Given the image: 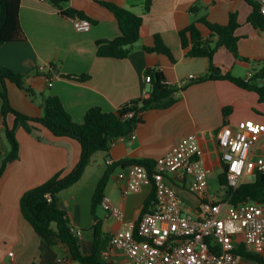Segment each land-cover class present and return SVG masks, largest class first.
<instances>
[{
	"label": "crops",
	"instance_id": "1",
	"mask_svg": "<svg viewBox=\"0 0 264 264\" xmlns=\"http://www.w3.org/2000/svg\"><path fill=\"white\" fill-rule=\"evenodd\" d=\"M101 1L118 4L143 16L140 38L126 58L98 55L99 40L114 39L121 34L118 19ZM197 1L201 6L192 11L191 7ZM145 2L59 0L56 4L53 0H21L20 20L27 38L9 41L0 47V66L25 74L26 83L37 95L29 96L7 79L10 103L28 116L41 117L44 115L43 96L58 95L73 119L81 122L93 106L117 111L130 101L147 96L150 90L148 69L161 70L171 84L181 88L176 93L178 100L167 108L145 110L135 137L118 139L108 154L102 152L106 164L108 160L112 163L125 159L155 161L171 152L183 138L195 134L204 149L203 161L209 170V180L216 174L219 177L223 165L218 132L223 126L244 119L264 122V101L257 91L245 89L228 79L198 82L197 79L208 71L209 59L188 57L189 47H183L179 32L201 16H207L214 23L227 24L231 12H238L241 23L238 34L242 36L239 40L240 57L236 59L229 49L221 47L214 61L223 72L230 68L235 76L250 80L249 73H256L262 66V62L251 60H264V27L257 28L249 21L254 7L248 0H151L149 10H145ZM70 8L83 11L95 20L91 21L90 31L75 30L74 16L63 13ZM198 25L205 37L210 35L205 24ZM156 35H160L172 49L176 62L162 53L145 50V46L155 44ZM80 74H88L89 78L80 81L69 77ZM190 74L195 78L187 79ZM2 90L0 80V94ZM1 104L0 95V109ZM228 106L232 110L225 121ZM7 122L12 125L14 115H9ZM16 135L20 144L19 158L7 165L0 178V264H85L72 258L66 244L45 243L21 210V198L28 190L46 182L59 171L66 174L76 166L81 144L74 138L56 137L40 123H36L31 131L19 126ZM10 149L3 126L0 163ZM255 154L264 155V134ZM121 169L117 167L110 175L104 195L123 208L124 220L117 219L105 209V213L95 210L93 214L91 207V219L86 227L78 204L72 210L69 202L67 205L62 199L59 202L68 212L72 227L81 230L78 235L80 250L85 256L94 251L97 232L101 233L102 239H110L126 223H137L146 199L154 191L151 185H144L140 191L123 197L125 181L119 178ZM170 179L185 207L194 210L199 199L190 190L189 182L171 176ZM213 193L219 197L223 194L221 188ZM255 251L264 255V246ZM101 261L104 264H130L121 251L104 252Z\"/></svg>",
	"mask_w": 264,
	"mask_h": 264
},
{
	"label": "trees",
	"instance_id": "2",
	"mask_svg": "<svg viewBox=\"0 0 264 264\" xmlns=\"http://www.w3.org/2000/svg\"><path fill=\"white\" fill-rule=\"evenodd\" d=\"M58 4L59 0H53ZM254 9L249 16V21L257 28L264 27V16L259 10V5L254 0H248ZM101 4L109 8L119 21L121 34L114 39H104L97 42L98 55L105 57L126 58L133 45L140 38V29L143 24V16L118 4L101 1ZM200 2L197 1L191 9L198 10ZM21 0H0V47L9 41L25 40L27 38L20 20ZM151 7V0H146L145 10ZM70 16H80L92 22V19L85 12L70 8L63 11ZM198 23L205 24L210 30V35L205 37L199 28ZM241 23L238 12H231L227 24L214 23L208 20L207 16H201L197 21L191 22L186 28L180 30L179 35L183 47L188 48V57H207L209 68L206 74L197 79L198 82L211 79H228L237 85L257 91L261 101H264V60L260 69L253 74L250 80H244L232 74L231 69L223 72L214 57L221 47H226L232 55L238 59L239 40L242 38L238 34ZM147 52H158L167 55L172 62L176 58L172 49L165 43L160 35L155 36L153 46L144 47ZM147 74L150 76L149 95L134 99L121 106L117 111H105L100 106H93L86 112L83 121L77 122L65 108L63 101L58 95H44L43 106L44 115L41 117L28 116L15 108L10 103L9 94L6 87V80L15 82L29 96H36L35 90L26 83L25 74L18 73L13 69L0 66V80L3 83L1 92V119L4 132L8 138L11 149L0 163V178L3 176L7 165L18 159L20 155V144L16 135L19 126L31 131L36 123L42 124L56 137H70L81 144V155L76 166L64 173L57 172L46 182L28 190L21 198V210L24 217L30 222L39 236L49 245L64 243L68 246L69 252L74 260L85 264H104L101 261L102 254L108 251L110 239L101 238V233L97 232L95 237V247L91 255L85 256L80 250L79 236L73 231L68 212L63 209L59 202L60 193L76 184L84 175L87 167L91 164L94 155L101 151L109 153L113 143L121 136H126L135 131L137 126L143 122V113L149 108H167L178 100L176 93L181 90L171 84L163 71L149 68ZM73 79L80 81L89 78L88 74L71 75ZM232 110L231 106L225 108V121L227 115ZM132 113V115H129ZM14 115V123L10 125L7 117ZM139 163L152 165L154 161L149 159H125L119 162L108 164L107 169L100 178L93 196L92 211L102 203L104 190L110 175L117 167H126L130 164ZM219 183L222 189V196L230 199L232 203L238 204L244 200H252L264 203V174L258 173L253 180L243 182L238 188H232L227 181V167L224 165L219 175ZM155 191L144 203L141 215L153 210L155 202ZM108 239V240H107ZM236 251L241 253L243 259L250 260L256 264H264V255L250 250L245 243L237 245Z\"/></svg>",
	"mask_w": 264,
	"mask_h": 264
},
{
	"label": "built area",
	"instance_id": "3",
	"mask_svg": "<svg viewBox=\"0 0 264 264\" xmlns=\"http://www.w3.org/2000/svg\"><path fill=\"white\" fill-rule=\"evenodd\" d=\"M254 1L264 16V0ZM73 25L78 32L92 28L90 20L78 15L73 17ZM253 74L250 72L248 77ZM193 78L194 74L187 77ZM262 134L264 122L254 119L227 124L218 132L221 162L227 167V181L232 188L254 179L258 173L264 174V155L255 154ZM128 136L135 137V131L119 139ZM203 155L197 135L190 134L171 152L156 158L154 164L134 163L119 171V178L125 181L123 197L151 185L156 200L153 210L143 214L137 223H126L111 235L108 253L121 251L130 264H241L243 256L236 251L239 243L254 251L264 246V203L244 200L234 204L213 193ZM170 176L189 182L190 190L199 199L194 210L185 207ZM101 205L112 216L124 220L123 208L110 197L104 195ZM73 231L81 234L74 227Z\"/></svg>",
	"mask_w": 264,
	"mask_h": 264
},
{
	"label": "rangeland",
	"instance_id": "4",
	"mask_svg": "<svg viewBox=\"0 0 264 264\" xmlns=\"http://www.w3.org/2000/svg\"><path fill=\"white\" fill-rule=\"evenodd\" d=\"M107 167L108 165L105 162L104 154L101 151L97 152L83 177L76 184L63 190L60 193L62 202L65 205H67V202H69L71 204L70 208L72 210H75L76 204L79 205V210L81 212L83 222L86 224V227H88L87 221L91 219L90 211L97 184L101 178V175L104 173ZM251 180H253L252 177ZM209 183L212 192H217L221 188L218 174H216L214 178L209 180ZM96 210L100 213H105L104 208L100 204L97 206ZM242 263L256 264L247 259L242 260Z\"/></svg>",
	"mask_w": 264,
	"mask_h": 264
}]
</instances>
